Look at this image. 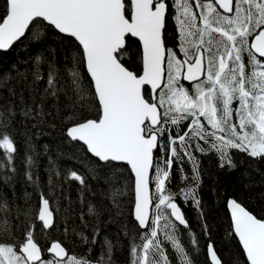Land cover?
Wrapping results in <instances>:
<instances>
[{
  "label": "snow or ice",
  "instance_id": "6c2138e0",
  "mask_svg": "<svg viewBox=\"0 0 264 264\" xmlns=\"http://www.w3.org/2000/svg\"><path fill=\"white\" fill-rule=\"evenodd\" d=\"M57 126L84 170L49 156L42 180L34 134ZM237 153L264 163V0H0V264H264V215L236 196V250L210 238L203 158Z\"/></svg>",
  "mask_w": 264,
  "mask_h": 264
},
{
  "label": "trees",
  "instance_id": "16d2710c",
  "mask_svg": "<svg viewBox=\"0 0 264 264\" xmlns=\"http://www.w3.org/2000/svg\"><path fill=\"white\" fill-rule=\"evenodd\" d=\"M53 48L57 49V55L63 58V49L55 43L54 39L49 42ZM39 49H37L38 51ZM28 51H22L21 49H15L4 56L5 62L15 60L19 57L27 58ZM39 138H35L33 143L41 147L47 145V155L42 157L41 160V173L42 180H46L43 176L45 166L48 163V157L50 156L57 164V167L62 173H65L68 169L81 168V154L78 150V146H74L63 138L61 129L57 126L54 129L43 128L38 130ZM18 148L20 156L17 158V165L23 169L22 156L25 151V143L23 138L19 139ZM236 169L228 170L220 169L217 165L214 157L203 158V166L206 169V175L203 178L202 196L205 201L206 211L208 216V223L211 227V240L215 242L216 247L221 251L224 257L227 259L232 252L236 250V242L230 240L227 233L230 231V217L226 208L224 207L225 198L228 196H236L244 205L256 215H264V163H258L246 154H236ZM178 181L179 174H176ZM93 187H96V182L90 181ZM66 187H68L66 185ZM25 185L23 180L17 184V193L23 195ZM29 192L32 189H27ZM71 198L73 201L79 200V187L76 182H72L70 185ZM186 215L188 216L193 228L199 234L200 226L197 221L196 212L191 207L184 208ZM66 218L61 216L57 224V228L50 234L44 233L42 242L47 243L53 238L63 239V225ZM71 226V225H70ZM39 228V224L37 225ZM201 245L206 243L207 238L200 235ZM204 254L199 255L200 264L204 262Z\"/></svg>",
  "mask_w": 264,
  "mask_h": 264
}]
</instances>
